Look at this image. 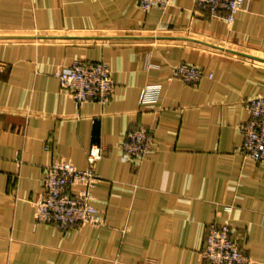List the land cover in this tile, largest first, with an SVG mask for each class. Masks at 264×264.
Returning <instances> with one entry per match:
<instances>
[{
    "label": "crops",
    "instance_id": "1",
    "mask_svg": "<svg viewBox=\"0 0 264 264\" xmlns=\"http://www.w3.org/2000/svg\"><path fill=\"white\" fill-rule=\"evenodd\" d=\"M0 35H15L0 37V264H207L208 226L226 221L264 264V162L240 152L245 103L264 93V0H245L230 25L195 0L149 11L136 0H0ZM77 58L110 65L108 103L77 108L61 88L56 71ZM180 62L208 76L169 81ZM155 83L158 100L140 103ZM140 124L153 151L125 159L120 144ZM93 143L104 147L105 224H36L45 165L85 168Z\"/></svg>",
    "mask_w": 264,
    "mask_h": 264
},
{
    "label": "built area",
    "instance_id": "2",
    "mask_svg": "<svg viewBox=\"0 0 264 264\" xmlns=\"http://www.w3.org/2000/svg\"><path fill=\"white\" fill-rule=\"evenodd\" d=\"M149 11L167 9L175 0H136ZM245 0H195L198 9L212 17L234 23ZM62 89L67 90L77 108L88 102L106 104L115 93V82L110 65L103 60L77 58L69 66L56 71ZM208 75L196 65L180 62L173 66L169 81L180 79L197 84ZM212 77V75H209ZM162 85L147 84L143 87L140 103L158 100ZM248 119L242 125L243 142L240 152L246 160L264 162V93L250 96L245 103ZM152 128L140 124L132 129L120 144L125 159H145L154 148ZM50 149V144L46 145ZM104 147L93 143L87 152L88 165L79 168L63 158H54L45 165L43 189L33 201L35 223H50L68 231L85 225L105 224L103 211L95 204V188L103 177L97 165L103 158ZM201 257L207 264H251L252 259L243 249L238 232L229 221L213 222L208 226L206 243Z\"/></svg>",
    "mask_w": 264,
    "mask_h": 264
},
{
    "label": "water",
    "instance_id": "3",
    "mask_svg": "<svg viewBox=\"0 0 264 264\" xmlns=\"http://www.w3.org/2000/svg\"><path fill=\"white\" fill-rule=\"evenodd\" d=\"M0 37H15V35H0Z\"/></svg>",
    "mask_w": 264,
    "mask_h": 264
}]
</instances>
